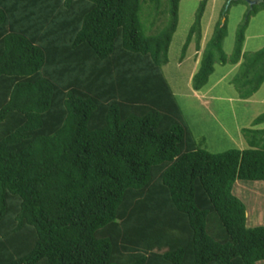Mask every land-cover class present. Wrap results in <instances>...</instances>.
Here are the masks:
<instances>
[{"label": "trees", "instance_id": "16d2710c", "mask_svg": "<svg viewBox=\"0 0 264 264\" xmlns=\"http://www.w3.org/2000/svg\"><path fill=\"white\" fill-rule=\"evenodd\" d=\"M148 1L0 0V264L264 261V225L233 193L264 182V128L242 130L244 149L202 148L164 72L181 0ZM209 1L181 62L196 35L200 91L246 57L247 99L264 49L245 56L241 31L227 56L221 21L203 48Z\"/></svg>", "mask_w": 264, "mask_h": 264}, {"label": "rangeland", "instance_id": "374dc122", "mask_svg": "<svg viewBox=\"0 0 264 264\" xmlns=\"http://www.w3.org/2000/svg\"><path fill=\"white\" fill-rule=\"evenodd\" d=\"M145 1L143 0L144 3ZM255 1L258 3L254 5L245 1L228 5L227 0H210L200 22L204 35L202 47L206 46L217 23L221 21L223 26L225 23L227 26V35L222 45V50L227 56L234 55L241 31L245 37V56L251 57L253 52L264 49V6L260 5L263 0ZM199 6L200 0H181L178 27L169 51L170 62L164 67V72L184 111L187 123L202 148L215 154L231 149H244L247 143L242 130L264 128V124L254 125V120L264 113V83L253 96L247 99L240 97V93L248 91V88H242L241 83L238 84V81L245 80V57L237 64L215 63L214 72L207 85L200 91L193 89L192 78L196 70L193 67L196 65L195 60L198 62L202 54V51L196 50V35L183 62L181 58L190 29L196 22ZM255 6L258 9L251 14ZM154 13L156 11L153 9L146 15L143 13L144 19L147 21ZM147 30L149 34L159 31L156 28ZM217 56H220V53H217ZM233 193L247 206L248 227L264 225V182L237 181ZM259 264H264V261Z\"/></svg>", "mask_w": 264, "mask_h": 264}, {"label": "water", "instance_id": "95a60500", "mask_svg": "<svg viewBox=\"0 0 264 264\" xmlns=\"http://www.w3.org/2000/svg\"><path fill=\"white\" fill-rule=\"evenodd\" d=\"M233 1H238V0H228V5H230ZM243 1L249 3L250 5H254V4H257L258 3L255 0H243Z\"/></svg>", "mask_w": 264, "mask_h": 264}, {"label": "crops", "instance_id": "0c3cea01", "mask_svg": "<svg viewBox=\"0 0 264 264\" xmlns=\"http://www.w3.org/2000/svg\"><path fill=\"white\" fill-rule=\"evenodd\" d=\"M226 22V21H225ZM200 59H201V57H200ZM200 59L198 60V62L195 60V64L196 65H194V67L193 68H196V70H195V72L197 71V67H198V63H199V61H200ZM241 62V61H240ZM194 70V69H193ZM194 72V71H193ZM194 72V73H195Z\"/></svg>", "mask_w": 264, "mask_h": 264}]
</instances>
